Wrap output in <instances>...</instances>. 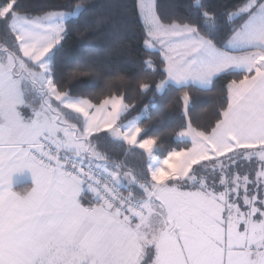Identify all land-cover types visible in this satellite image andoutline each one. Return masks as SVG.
<instances>
[{"label": "snow or ice", "instance_id": "snow-or-ice-1", "mask_svg": "<svg viewBox=\"0 0 264 264\" xmlns=\"http://www.w3.org/2000/svg\"><path fill=\"white\" fill-rule=\"evenodd\" d=\"M89 7L0 2V264H264V0H180L171 14L138 0L136 76L105 77L84 57L58 78L63 41ZM86 77L104 88L74 94ZM129 86L175 93L180 123L160 135L139 115L124 123ZM217 95L211 122L194 120ZM170 109L143 112L163 126ZM169 136L177 144L160 159ZM108 141L143 150L144 167L114 158Z\"/></svg>", "mask_w": 264, "mask_h": 264}, {"label": "trees", "instance_id": "trees-1", "mask_svg": "<svg viewBox=\"0 0 264 264\" xmlns=\"http://www.w3.org/2000/svg\"><path fill=\"white\" fill-rule=\"evenodd\" d=\"M157 2L158 10L162 14H171L174 11L173 5L179 3L180 0H157ZM206 2L209 7L216 9L220 5L231 4L233 0H206ZM22 3L27 11L41 14L47 10L62 9L63 6L73 3V0H22ZM88 3L90 6L88 12L75 18L66 40L63 41V48L56 62L58 78L65 77L67 60H82L84 57H90L94 67L105 77H110L117 68L123 75L136 76L140 71L143 59H145L142 45V23L136 9L137 0H88ZM98 19L102 23L96 30L88 31L83 37L79 35L85 29L94 27ZM127 44H131V52L136 57L134 63L129 62L128 52L125 50ZM71 87L74 94L87 95L88 92H100L104 88V83L94 82L91 77H86L73 81ZM113 87L116 91L121 89L119 84H115ZM133 87H128L126 100H131L135 109L124 123L130 122L137 115H145L143 112L145 106H148L149 115H155L168 104L171 105L170 111L174 113V117L168 119L165 125H149L147 115L141 123L148 126L149 130L156 135H160L180 123L181 102L175 93H155L153 95V91L141 93L134 91ZM217 87H223V82L218 83ZM107 94L108 92L105 90L100 95L93 96L92 99L99 100ZM219 99L218 95L202 97L199 104L201 107L207 108L208 111L194 116V120L201 124L211 122L214 118L211 105L214 100L218 102ZM176 144L177 141L174 137H167L165 146L159 149V158H165L167 149L175 147ZM104 146L114 158L123 160L129 168L140 170L146 163V155L142 154L143 150H129L126 143L108 141Z\"/></svg>", "mask_w": 264, "mask_h": 264}, {"label": "crops", "instance_id": "crops-1", "mask_svg": "<svg viewBox=\"0 0 264 264\" xmlns=\"http://www.w3.org/2000/svg\"><path fill=\"white\" fill-rule=\"evenodd\" d=\"M29 185V182L27 180H23L20 182V185L18 187V190H20V188L24 187L23 189L27 188Z\"/></svg>", "mask_w": 264, "mask_h": 264}, {"label": "rangeland", "instance_id": "rangeland-1", "mask_svg": "<svg viewBox=\"0 0 264 264\" xmlns=\"http://www.w3.org/2000/svg\"><path fill=\"white\" fill-rule=\"evenodd\" d=\"M137 2H138V0H137ZM77 18V17H76ZM141 21V20H140ZM142 23V22H141ZM141 117V121L145 118V115H142V116H140ZM129 123V122H128Z\"/></svg>", "mask_w": 264, "mask_h": 264}]
</instances>
